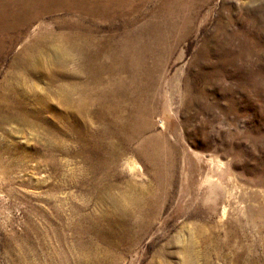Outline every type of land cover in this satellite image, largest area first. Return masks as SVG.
Listing matches in <instances>:
<instances>
[{
    "label": "rangeland",
    "instance_id": "rangeland-1",
    "mask_svg": "<svg viewBox=\"0 0 264 264\" xmlns=\"http://www.w3.org/2000/svg\"><path fill=\"white\" fill-rule=\"evenodd\" d=\"M167 1L144 0L141 15L128 19L69 20L104 36L78 49L115 56L118 42L105 35L142 24L153 31L135 37L126 62L99 72L96 86L83 58L74 57L75 67L71 60L62 69L68 80L38 88L49 96V124L54 108L63 109L58 83L82 88L86 80L89 89L116 92L113 103L129 128L112 138L123 155L115 164L104 160L102 174L88 173L83 158L70 152L50 156L37 126L0 127V264H73L81 251L101 246L94 228L103 221L84 191L94 182L110 185L106 180L152 190L150 213H142L133 241L111 254L115 264H264V0H172L170 14H153L165 11ZM63 13L45 12L42 19L64 20ZM13 51L0 57V82ZM60 138L75 147L63 132ZM126 158L141 172L121 165ZM81 179L90 184L80 187Z\"/></svg>",
    "mask_w": 264,
    "mask_h": 264
},
{
    "label": "bare ground",
    "instance_id": "bare-ground-1",
    "mask_svg": "<svg viewBox=\"0 0 264 264\" xmlns=\"http://www.w3.org/2000/svg\"><path fill=\"white\" fill-rule=\"evenodd\" d=\"M141 2L144 0H0V57L6 56L14 48L19 47L18 51H13L8 70L0 82V127L10 121L37 126L45 132L44 142L48 145L50 156L53 154L55 156L56 151L81 156L88 166L87 172L91 175H99L100 171V174L103 173L104 160L111 158L115 164L114 161L121 158L123 154L116 150L112 138L121 137L129 128L127 122H123L121 120L123 118L119 117L118 107L113 103L112 96L116 92L104 89L105 87L92 89L90 86L91 89H89V83L85 82L86 80L82 88L69 81L58 83V102L63 109L59 112L54 108L51 112L54 121L53 123L50 121L52 124H49L44 115L48 111L45 101L49 96L45 99L38 88L48 89L49 86L45 87V85H53L59 79L62 81L63 78L68 80L70 74L63 72L62 69L65 71L64 68H67L71 60V65L75 67L74 57L83 58L80 61L84 60V70L91 75L88 77L92 81L93 78L96 79L94 85L101 80L99 72L103 69L120 68L119 60L122 58L121 61L126 62L124 55L129 48L134 49L133 46L137 42L135 37L144 33L151 34L152 27L142 24L135 27L133 31L125 28L116 36L105 35L106 41L110 39L118 42L120 50L116 52L118 56H115L112 51L100 52L97 49V51L87 52L78 49L80 45L84 47L85 44H89L88 41L100 40L102 36H96L94 30L71 23L69 20L78 17L83 20L87 18L90 20L92 17L109 20L115 17L128 19L135 15L134 12L140 16L146 6L143 7ZM164 4L167 8L165 11L156 8L153 14L162 13L163 18L167 13L170 14L172 0ZM57 10L63 11L66 19L55 20L52 23L42 19L45 12ZM151 18L153 15L150 18L146 17L147 24L150 23L148 21ZM142 20V17L135 18L137 23ZM60 43H65L63 45L67 47L56 48L55 46ZM98 55L109 59V63L102 65L99 63L100 60L97 62L94 58H98ZM62 132L74 140L75 147L67 146L62 138L55 141ZM118 152H120L119 156ZM138 153L136 150L134 156ZM151 160L149 158L148 161L153 162ZM120 162L129 172L136 168L138 172H141L140 166L135 165L128 158L120 159ZM106 181L110 182V185L94 182L84 191L87 196L84 197L86 202L97 203L98 219L103 221V224L94 229L102 245L87 255L81 251V256L72 259L73 264H115L116 259L111 254L122 250L125 239L130 238L133 241L136 234L132 233L135 228L143 227L138 222L142 213H150L145 210V204L150 195L152 197V190L145 183ZM78 183L80 187L86 183L90 184L86 179H81ZM122 184L125 185L122 186ZM91 193L93 198L90 197ZM74 207L85 208L86 205L79 204ZM86 219L90 220L88 217Z\"/></svg>",
    "mask_w": 264,
    "mask_h": 264
}]
</instances>
